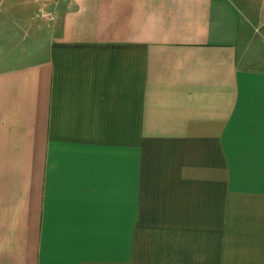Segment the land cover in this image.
Masks as SVG:
<instances>
[{
  "label": "crops",
  "instance_id": "1",
  "mask_svg": "<svg viewBox=\"0 0 264 264\" xmlns=\"http://www.w3.org/2000/svg\"><path fill=\"white\" fill-rule=\"evenodd\" d=\"M239 1L0 0V264H264Z\"/></svg>",
  "mask_w": 264,
  "mask_h": 264
},
{
  "label": "rangeland",
  "instance_id": "2",
  "mask_svg": "<svg viewBox=\"0 0 264 264\" xmlns=\"http://www.w3.org/2000/svg\"><path fill=\"white\" fill-rule=\"evenodd\" d=\"M235 5L244 23L237 60L244 69L264 71V0H241Z\"/></svg>",
  "mask_w": 264,
  "mask_h": 264
},
{
  "label": "built area",
  "instance_id": "3",
  "mask_svg": "<svg viewBox=\"0 0 264 264\" xmlns=\"http://www.w3.org/2000/svg\"><path fill=\"white\" fill-rule=\"evenodd\" d=\"M43 2H51V1H56V0H42Z\"/></svg>",
  "mask_w": 264,
  "mask_h": 264
}]
</instances>
